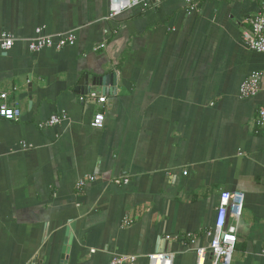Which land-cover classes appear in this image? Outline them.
Returning <instances> with one entry per match:
<instances>
[{
	"label": "crops",
	"instance_id": "crops-1",
	"mask_svg": "<svg viewBox=\"0 0 264 264\" xmlns=\"http://www.w3.org/2000/svg\"><path fill=\"white\" fill-rule=\"evenodd\" d=\"M109 1L0 0V39H16L0 43V95L22 111L0 116V264H149L163 251L196 264L233 190L245 204L231 264H264V90L240 95L264 71L243 38L261 0H141L116 17ZM37 27L76 43L33 52ZM109 73L103 93L93 80ZM53 114L66 118L43 126Z\"/></svg>",
	"mask_w": 264,
	"mask_h": 264
},
{
	"label": "built area",
	"instance_id": "built-area-1",
	"mask_svg": "<svg viewBox=\"0 0 264 264\" xmlns=\"http://www.w3.org/2000/svg\"><path fill=\"white\" fill-rule=\"evenodd\" d=\"M194 8L195 0H187ZM141 0H110L109 17H116L125 10L139 5ZM250 28L243 32V38L246 45L258 52L264 53V0H261L259 12L250 19ZM77 36L72 31L58 34H48L44 27H37L35 35L29 39V48L33 52L41 51L45 48L63 49L64 47L74 45ZM15 37L10 33H3L0 43L3 49H11L15 44ZM102 47L104 45H101ZM264 90V71L257 70L248 76L240 86V95L244 98L256 96ZM100 103L107 101L105 95H99L96 92L90 94ZM0 116L9 120H19L22 111L19 107L11 106L8 100V93L3 92L0 95ZM66 118V114H53L43 126H53L61 123ZM105 114L98 112L95 114L92 126L102 128L105 123ZM258 131H264V106L260 107L257 119ZM24 147H29L27 142L22 143ZM95 175H85L78 181V187L84 188L88 181L95 180ZM115 183H128L129 179L117 178ZM245 204V193L241 190L223 191L220 195V202L217 208V217L215 226L207 232L209 243L205 246L195 248L197 255L196 264H231L236 246L238 243V222L243 214ZM233 219V221H231ZM128 221V220H126ZM191 241L195 242V235L190 234ZM171 238V236L169 237ZM264 253V251H263ZM149 264H173L174 254L169 251L152 253L148 255ZM136 260L134 255H116L113 256L108 264H126Z\"/></svg>",
	"mask_w": 264,
	"mask_h": 264
},
{
	"label": "water",
	"instance_id": "water-1",
	"mask_svg": "<svg viewBox=\"0 0 264 264\" xmlns=\"http://www.w3.org/2000/svg\"><path fill=\"white\" fill-rule=\"evenodd\" d=\"M84 82L87 84L86 87H85V84H83ZM88 83H89V79H88V75H86L85 79H82L81 81L80 86L83 85V87H80L81 88L80 90L84 89V90H87L88 92L89 90ZM93 84L94 86L101 87L103 93L114 92L116 89L115 86L117 84V75L115 73H109L106 75H102L100 77H96L93 80Z\"/></svg>",
	"mask_w": 264,
	"mask_h": 264
}]
</instances>
